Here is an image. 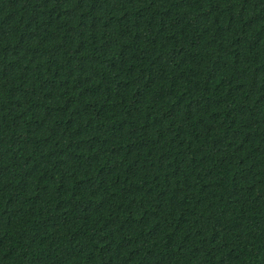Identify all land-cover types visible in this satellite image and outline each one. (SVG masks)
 <instances>
[{
    "label": "trees",
    "instance_id": "16d2710c",
    "mask_svg": "<svg viewBox=\"0 0 264 264\" xmlns=\"http://www.w3.org/2000/svg\"><path fill=\"white\" fill-rule=\"evenodd\" d=\"M0 264H264V0H0Z\"/></svg>",
    "mask_w": 264,
    "mask_h": 264
}]
</instances>
